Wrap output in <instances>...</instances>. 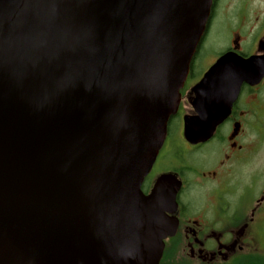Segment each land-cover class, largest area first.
Instances as JSON below:
<instances>
[{
	"label": "water",
	"instance_id": "water-1",
	"mask_svg": "<svg viewBox=\"0 0 264 264\" xmlns=\"http://www.w3.org/2000/svg\"><path fill=\"white\" fill-rule=\"evenodd\" d=\"M211 3L0 0V264H158L179 182L140 185ZM263 69L218 58L192 87L185 139L210 138Z\"/></svg>",
	"mask_w": 264,
	"mask_h": 264
},
{
	"label": "flooded vegetation",
	"instance_id": "flooded-vegetation-1",
	"mask_svg": "<svg viewBox=\"0 0 264 264\" xmlns=\"http://www.w3.org/2000/svg\"><path fill=\"white\" fill-rule=\"evenodd\" d=\"M206 39L210 61L199 70L193 60ZM227 52L255 56L264 68V0H212L178 109L140 185L149 194L163 175L179 182L176 208L167 212L176 231L158 264H264V69L255 83L241 84L210 138L191 143L183 135V117L195 113L192 87Z\"/></svg>",
	"mask_w": 264,
	"mask_h": 264
},
{
	"label": "rangeland",
	"instance_id": "rangeland-1",
	"mask_svg": "<svg viewBox=\"0 0 264 264\" xmlns=\"http://www.w3.org/2000/svg\"><path fill=\"white\" fill-rule=\"evenodd\" d=\"M201 47H202V52L199 55H197L194 58V60H193L194 65L196 67H199V70L205 68L208 65L207 62L210 61V55H211V50L209 48V41H208V39L204 40V42L202 43V46ZM175 121H178V124H179L181 120H180V118H177ZM190 197L192 199V202L193 201L194 202L197 201V199L195 198V195L194 194H190Z\"/></svg>",
	"mask_w": 264,
	"mask_h": 264
}]
</instances>
